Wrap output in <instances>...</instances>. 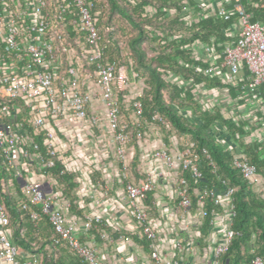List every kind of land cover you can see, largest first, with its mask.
I'll return each instance as SVG.
<instances>
[{"label": "built area", "instance_id": "built-area-1", "mask_svg": "<svg viewBox=\"0 0 264 264\" xmlns=\"http://www.w3.org/2000/svg\"><path fill=\"white\" fill-rule=\"evenodd\" d=\"M54 2V15L50 17L46 12L48 0H0V158L4 171L16 180L21 194L37 207L38 210L30 213L31 220H38L40 215L48 219L56 234L55 244L62 242L67 245L85 264H107L97 258L94 248L82 244L76 235L78 227L86 233L99 225L101 216L87 213L82 219L66 217L57 206L60 203L57 194L52 192L53 179L44 180L39 173L43 168L53 167L57 158L68 172L79 174L85 170L89 181L92 168L100 175L106 174L108 167L102 163L107 160L105 155L109 152L114 177L124 192L125 211L146 241L150 259L156 264H179L177 260L166 262L160 259L156 246L158 231L148 213L152 209V201L149 205L145 201L155 189L156 181L163 176V171L171 170L177 197L173 214L180 220L189 217L192 200L184 173L194 181L201 179L197 156L188 146L179 149L174 138L169 145L160 133L156 132L157 137L150 138L149 125L158 127V123H165L158 115L149 119L144 117L142 104L135 98L141 90L140 81H137L135 95L133 93L126 98L132 101L131 120L129 123L121 120L118 98L128 87L124 68L104 60L106 44L85 0ZM225 2L230 8L220 4L213 14L224 21L229 20L232 14L236 15L238 31L234 42L224 47L218 69H225V76L233 77L242 66L245 67L249 77L240 90L253 92L264 87V25L250 22L241 0ZM198 7L206 8L201 3ZM64 22L80 36L77 41L82 43L81 52L91 72L84 71L85 65L76 55L74 46L66 41L60 29H56L58 23ZM62 57L67 59L65 67ZM215 72L210 65L204 70L205 74ZM23 108L27 111L34 134L42 136L47 158L39 152L38 144L18 120ZM130 125L134 128L133 134L129 131ZM132 137L138 149L150 146L144 156L143 153L139 155L138 168L143 179L137 182L129 172L135 153L129 146ZM67 140L69 147L65 144ZM67 151V156H64ZM33 163L37 175L32 176L34 173L31 172L30 178L28 174ZM232 166L252 187L260 182L261 177L256 174L255 167L242 155H233ZM101 180L95 185L101 195L106 196L108 187L104 185L102 175ZM232 192L233 189L228 187L223 192L202 187L196 194L198 214L204 215L202 208L207 198L214 205L209 229L220 213L228 215L222 240L212 247L210 264H219L220 256L234 235L229 229L233 216ZM22 207L25 208L26 204L23 203ZM7 224L8 217L0 205V264H35L18 258V250L4 230ZM173 244L176 248L186 249L180 239L174 240ZM249 264L263 262L256 256Z\"/></svg>", "mask_w": 264, "mask_h": 264}, {"label": "trees", "instance_id": "trees-1", "mask_svg": "<svg viewBox=\"0 0 264 264\" xmlns=\"http://www.w3.org/2000/svg\"><path fill=\"white\" fill-rule=\"evenodd\" d=\"M54 1L48 0L49 7L46 12H49L50 17L54 15ZM152 1L159 3V6H154ZM201 1L85 0L106 44L104 60L122 66L129 85H131L130 81H134L135 86L137 81H140L138 85L141 90L135 98L142 104L144 117L148 119L154 115L161 117L165 124L158 123L157 126L163 141L169 145L171 138H174L179 149L188 146L196 154L201 179L194 181L184 173L190 188L192 207L196 206V194L202 187L213 188L217 192H223L226 187L233 189L231 194L233 216L229 229L234 235L227 250L220 256L219 264H249L256 256L264 264V194L256 192L232 166L233 155H242L249 164L255 167L256 174L264 179V157L262 156L264 145L244 143L242 140L245 136L243 123H234L231 118L226 117L216 108L202 110L191 93L192 89L197 86H203L206 90L226 88L230 96L234 97L235 90L240 89L248 73L245 67L242 66V75L236 85L230 86L222 83L214 74H205L204 70L208 68L209 61L196 58L193 51L195 45H204L209 48V51L216 52L218 57L213 65L219 68L224 47L234 42L229 33L232 26L237 23V17L232 14L227 21L219 19L213 14L214 10H210V4L201 14L185 23L183 20L191 10H194L195 14L200 13L198 4ZM241 2L249 14L250 22L264 25V0H241ZM221 4L230 8L225 1ZM109 9L110 12H118L132 24H134L133 15L141 20H149L150 15L166 16L168 10H172L174 19L184 26L188 34L174 39L166 36L151 37L152 41L158 43L161 51L154 57L153 60L157 64L152 67L143 62L144 54L138 46L141 38H144L145 31L139 29L137 36L130 40V49L124 50L117 42L115 26L108 16ZM56 29H60L66 41L74 46L76 55L85 65L84 71L91 72V67L86 65L81 52L82 43L77 41L80 36L74 33L66 22L58 23ZM62 65L63 67L67 65L66 57H62ZM138 65L145 67L149 76L148 80L143 79ZM219 70L223 71V69ZM160 73L177 77L184 84L165 82L160 77ZM161 88L169 90L168 101L162 99ZM128 92V89L124 90L118 98L121 120L127 123L131 120L132 111V101L126 99ZM17 103L20 104V102ZM187 109L191 115H186L185 110ZM18 120L38 144L39 152L45 156L46 150L42 136L34 134L26 109L23 108L18 115ZM133 130V126L130 125V133ZM129 146L134 151L136 150L130 161L129 172L133 181L137 182L143 179V175L138 168V146L134 137ZM92 169L88 177L90 183L96 186L97 181L102 182L101 175L99 171ZM23 173L26 172L23 171ZM39 174L44 177V180L53 179L52 192L57 194L60 202H68L67 214L82 219L83 201L78 196L80 175L68 172L57 158L54 160L53 167L43 168ZM23 203L26 204L25 208L22 207ZM0 205L8 217V224L4 229L6 236L17 248L20 260H31L35 264H85L67 245L62 242L54 243L56 234L44 215H40L36 221L31 220L30 213L38 209L21 194L16 180L4 171L1 158ZM213 208V203L207 198L202 208L204 214L200 229L202 236H206L209 232V221ZM139 241L146 250V241L144 239Z\"/></svg>", "mask_w": 264, "mask_h": 264}, {"label": "crops", "instance_id": "crops-1", "mask_svg": "<svg viewBox=\"0 0 264 264\" xmlns=\"http://www.w3.org/2000/svg\"><path fill=\"white\" fill-rule=\"evenodd\" d=\"M223 1L225 0H202L200 3L206 7L211 4L210 10H214ZM199 9L200 13L195 14L196 16L205 10L203 8ZM237 31L238 25L236 23L232 26L229 33L230 38L235 40ZM207 49L209 48L204 45H195L193 47L195 57L209 61V65L213 66L214 71H216L214 74L215 77L219 78L222 83H227L230 86L236 85L237 80L242 75V67L235 76L226 77L225 69H223V72L218 69L217 65H213L218 54ZM248 77L249 74L247 73L243 83L248 80ZM200 87H202V93L206 96L215 93L223 94L224 99L222 101L225 103L223 105L226 117L231 118L234 123L239 122L244 124L243 130L245 131V136L242 137L244 143L264 145L261 139H255L253 141L244 140V137L249 136L252 131L256 130L253 124L257 123L264 126V87H258L253 92H245L240 89L235 90L234 97L230 96L226 88L206 90L203 86ZM212 107L218 109L217 107L219 106L212 105ZM150 133V138L157 137L156 132ZM83 139L81 138V140ZM66 142V146L69 147L70 142L68 140ZM149 147L148 145L144 146L143 149H137V154L140 155L141 153L142 155L143 153L144 156L145 151H148ZM102 151L104 153V150ZM68 152H64L66 153H63L64 156H67ZM84 152L90 153L86 150ZM109 156L108 152L105 155L107 160L102 163V165H107L108 167L105 171L106 174L101 173L103 183L108 187L106 196L101 195L100 191L97 190V186L92 187L90 185L84 174L85 170H81L83 175L81 172L79 173L82 180L79 182L78 196L83 201V215L97 213L101 216V223L86 233L78 227L76 229V235L82 244L94 248L97 258L107 264H156L150 259L148 249L146 248L145 250L143 248L141 241H139H143V238H141L135 224L127 216L123 199L124 192L122 187L117 183V178L114 177L115 174L112 169L113 162L110 161ZM262 156L264 157V154ZM75 164L78 168L81 167L79 162ZM31 165L29 170L30 174H28L30 178L37 175L35 164L33 163ZM31 172L34 175L31 176ZM173 178V171H163V176L156 181L155 189L148 194L145 201L146 205H149V202L152 201V209H149L148 213L158 231L156 246L160 259L166 262L177 260L179 264H210L212 247L222 240L226 229L225 227L227 226L226 221H228V215L227 213H220L216 216L213 225L208 230V234L202 236L200 229L204 215L198 214L196 206L191 208L189 217L183 220H180L173 214V207L177 200ZM253 188L258 193L264 192L262 191L264 190V184L259 181H257ZM57 206L66 217H70L66 211L68 206L64 202H60ZM223 206L225 207V204ZM176 239H180V242L184 247L186 246V249L174 247L173 243ZM204 244L205 246H203Z\"/></svg>", "mask_w": 264, "mask_h": 264}, {"label": "rangeland", "instance_id": "rangeland-1", "mask_svg": "<svg viewBox=\"0 0 264 264\" xmlns=\"http://www.w3.org/2000/svg\"><path fill=\"white\" fill-rule=\"evenodd\" d=\"M151 1V0H148ZM154 6H159V3L152 1ZM126 8V7H125ZM128 9V7L126 8ZM109 18L110 21L113 23L115 26L116 30V39L117 42L120 44L124 50H128L129 45H130V40L134 39L137 36V32L139 29H143L145 31L144 38H141V41L138 43L139 48L144 54V60L143 62L146 65H150L152 67L156 66V62L153 60L154 57H156L161 51L158 46V43L155 41H152L150 38L151 37H161V36H166L170 37L172 39L179 37V36H184L187 35V31L185 30L184 26L178 24V22L174 19L172 10H168V13L166 16H158L154 17L153 15L149 16V20H141L139 17L132 16L133 23L128 21L124 16H121L118 12H110L109 9ZM184 16V15H183ZM195 18V12L194 10H191L187 16H185V19L183 20L185 23L189 22V19ZM140 31V30H139ZM210 60V59H209ZM138 70L140 73H142V77L144 80H148L149 76L147 73V70L145 69L144 66L138 65ZM160 77L165 81V82H173L178 85H183L184 83L181 81V79L177 77H173L171 75L165 76L164 74L160 73ZM135 83L134 81H130V84H128L127 89L129 90L128 94L129 95H135L134 90H136V86L133 85ZM202 87L197 86L192 89L191 93L193 96V99L200 105L202 110L206 109H213L212 105H218L217 107L221 113H225V104L222 99L223 94H213V95H205L202 93ZM161 95L162 99L165 101L169 100V90L166 88H161ZM205 95V97H204ZM226 98V97H225ZM228 101V100H227ZM209 107V108H208ZM216 107V106H215ZM186 115H191L189 114L190 111L187 109ZM229 115V114H228ZM193 119V118H192ZM251 124V123H250ZM251 126V125H250ZM255 127V131H252V133L244 137L245 141H253V140H258L261 139L263 144H264V126H261L257 123L253 124ZM149 132H157L159 133V128L156 127V125H149ZM161 134V133H160ZM260 182L264 184V179L261 178ZM264 191V190H262Z\"/></svg>", "mask_w": 264, "mask_h": 264}]
</instances>
